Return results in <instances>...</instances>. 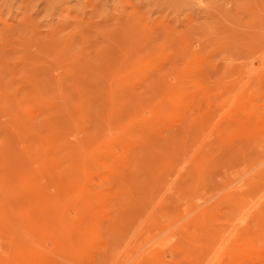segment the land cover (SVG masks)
Masks as SVG:
<instances>
[{
    "label": "rangeland",
    "instance_id": "1",
    "mask_svg": "<svg viewBox=\"0 0 264 264\" xmlns=\"http://www.w3.org/2000/svg\"><path fill=\"white\" fill-rule=\"evenodd\" d=\"M263 124L264 0H0V264H264Z\"/></svg>",
    "mask_w": 264,
    "mask_h": 264
},
{
    "label": "bare ground",
    "instance_id": "2",
    "mask_svg": "<svg viewBox=\"0 0 264 264\" xmlns=\"http://www.w3.org/2000/svg\"><path fill=\"white\" fill-rule=\"evenodd\" d=\"M241 113V112H240ZM178 124V123H177ZM262 125V124H261ZM264 125V124H263ZM264 127V126H263ZM260 128V127H259ZM257 129V128H256ZM255 129V130H256ZM258 130V129H257ZM263 130V129H262ZM59 136V135H58ZM55 137V136H54ZM60 140V138H58ZM38 144V143H37ZM94 144V143H93ZM62 146V145H61ZM60 148V147H59ZM68 148V146H67ZM66 149V148H65ZM20 157V156H19ZM17 158H15L16 160ZM137 167V166H136ZM25 175V174H24ZM111 175V174H110ZM54 179V178H53ZM51 180V179H50ZM259 180V179H258ZM17 181V180H16ZM243 182V181H242ZM15 185V184H14ZM6 187V186H5ZM19 188V187H18ZM14 193V192H13ZM12 193V194H13ZM47 193V192H46ZM134 194V193H133ZM5 195V194H4ZM97 196H100V193L97 194ZM2 199V198H1ZM39 200V199H38ZM8 202V201H7ZM12 202V201H11ZM108 204H112V201H108ZM23 204V203H22ZM48 204V203H47ZM39 205V204H38ZM47 207V206H46ZM260 207V206H259ZM22 209V208H21ZM48 209V208H47ZM103 211V210H102ZM108 212V211H107ZM114 213V212H112ZM33 215V214H32ZM117 216V215H116ZM31 217V216H30ZM130 217V216H129ZM133 218V217H132ZM99 220V219H98ZM19 221V220H18ZM132 221V220H131ZM109 227V226H108ZM10 230V229H9ZM26 230V229H25ZM106 230V229H105ZM18 231V230H17ZM12 235V234H11ZM103 239V238H102ZM23 240H26L25 238ZM18 243V242H17ZM105 243V242H104ZM100 248V246H99ZM85 251V250H84ZM261 257V256H260ZM259 259V255L256 250L251 249L250 252L244 256L240 261L235 262V264H255ZM262 259V258H261ZM2 261V260H1ZM201 261V260H200ZM32 264H41L38 260H34Z\"/></svg>",
    "mask_w": 264,
    "mask_h": 264
}]
</instances>
